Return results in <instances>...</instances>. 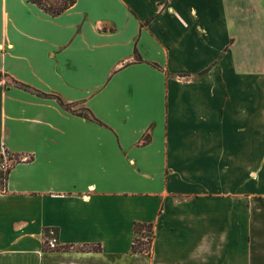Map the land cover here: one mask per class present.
<instances>
[{
    "label": "crops",
    "instance_id": "1",
    "mask_svg": "<svg viewBox=\"0 0 264 264\" xmlns=\"http://www.w3.org/2000/svg\"><path fill=\"white\" fill-rule=\"evenodd\" d=\"M262 27L264 0H0V153L25 157L0 264H264Z\"/></svg>",
    "mask_w": 264,
    "mask_h": 264
},
{
    "label": "trees",
    "instance_id": "2",
    "mask_svg": "<svg viewBox=\"0 0 264 264\" xmlns=\"http://www.w3.org/2000/svg\"><path fill=\"white\" fill-rule=\"evenodd\" d=\"M28 2L37 5L40 9L45 11L51 16H57L61 14L63 11L71 7L75 0H50L49 2L43 3L41 0H27ZM141 61V59H138ZM158 67L157 65H155ZM159 68V67H158ZM45 97H50V95H44ZM60 105L63 106L66 110H70L69 105H64L62 101H60ZM79 116H85L87 118H90L91 120H95L98 124H102L97 119H95L93 116H89L88 114H83L82 112H77ZM5 156H7L8 160H12V157L14 159V162L10 165H7L6 169H0V191H3L5 189V181L7 179V176L11 170V168L16 164L19 163L21 160L18 158V155H14L9 153L7 150H4L2 153H0V165L5 159ZM153 224H140L135 223L133 226V241L131 244V253L132 254H141L145 251L143 247V241L141 239H138L139 237L143 236L144 233H152ZM149 241H152V236L149 238ZM151 248V247H150Z\"/></svg>",
    "mask_w": 264,
    "mask_h": 264
},
{
    "label": "rangeland",
    "instance_id": "3",
    "mask_svg": "<svg viewBox=\"0 0 264 264\" xmlns=\"http://www.w3.org/2000/svg\"><path fill=\"white\" fill-rule=\"evenodd\" d=\"M43 3H46V2H49L50 0H41ZM262 35L264 36V28L262 27ZM264 38V37H263ZM19 158V157H18ZM23 158H25V157H23V156H21L20 157V160H22ZM14 162V159H13V157H12V160H8L7 159V156H5V159H4V161L2 162V164L0 165V169H3L2 167H5V165H10V164H12ZM138 237V239H141V241H143V247H144V249H145V251L143 252V253H145V254H147V256H149L150 255V247H151V242L149 241V238H151V236L149 235V234H145L144 233V235L142 236V238L141 237H139V235L137 236ZM89 248H92V247H86V248H81V247H79L78 249L76 248V249H74V251H83V252H86L87 250H92L91 252H97V249L96 248H92V249H89ZM43 251L44 252H63V251H65V252H68V251H72V249H70V248H68V247H64V248H61V247H57V246H55V247H52L51 245H50V243H48V242H45L44 244H43ZM143 253H141V254H143ZM59 261H60V263L62 264L63 262H65L66 261V259H59Z\"/></svg>",
    "mask_w": 264,
    "mask_h": 264
},
{
    "label": "built area",
    "instance_id": "4",
    "mask_svg": "<svg viewBox=\"0 0 264 264\" xmlns=\"http://www.w3.org/2000/svg\"><path fill=\"white\" fill-rule=\"evenodd\" d=\"M7 165H8V164H7ZM7 165H5V167H2V168H3V170H4V169H6Z\"/></svg>",
    "mask_w": 264,
    "mask_h": 264
}]
</instances>
